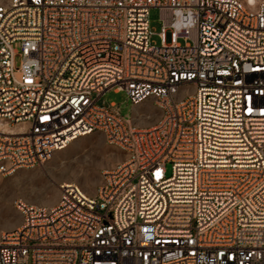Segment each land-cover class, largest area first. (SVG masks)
Masks as SVG:
<instances>
[{
	"label": "built area",
	"instance_id": "1",
	"mask_svg": "<svg viewBox=\"0 0 264 264\" xmlns=\"http://www.w3.org/2000/svg\"><path fill=\"white\" fill-rule=\"evenodd\" d=\"M95 132L122 160L15 200L0 264H264V0H0V175Z\"/></svg>",
	"mask_w": 264,
	"mask_h": 264
},
{
	"label": "rangeland",
	"instance_id": "2",
	"mask_svg": "<svg viewBox=\"0 0 264 264\" xmlns=\"http://www.w3.org/2000/svg\"><path fill=\"white\" fill-rule=\"evenodd\" d=\"M149 27L153 33L151 41L159 45L160 37L157 33L160 32V20L157 8L149 10ZM164 38L166 42L170 41L169 31ZM178 41L183 43L181 39ZM102 102L105 105L113 103L121 116L131 118L139 127L152 125L157 121L156 108L151 100L133 105L124 91L111 88L97 100V104ZM146 120L150 122L144 123ZM121 160L120 152L108 145L102 134L95 132L77 138L66 149L56 151L48 161L37 167L18 169L8 176L0 175V232L20 224V215L14 207L15 200L51 206L57 201L59 186L63 183H74L92 196L100 182L102 171ZM90 183H93L92 186ZM52 196L54 200L50 201ZM9 219H14L13 225L5 226V221Z\"/></svg>",
	"mask_w": 264,
	"mask_h": 264
},
{
	"label": "bare ground",
	"instance_id": "3",
	"mask_svg": "<svg viewBox=\"0 0 264 264\" xmlns=\"http://www.w3.org/2000/svg\"><path fill=\"white\" fill-rule=\"evenodd\" d=\"M150 122V120L148 121V120H146V121H144V123H149ZM152 122V121H151ZM73 142V141H72ZM71 142V143H72ZM68 146H66L64 149H66ZM64 149H62V150H64ZM61 151V150H60ZM84 183V182H83ZM87 183V182H86ZM89 184V183H88ZM91 184V186H92V184L93 183H90ZM88 186H90V185H88ZM54 200V196H52L51 198H50V201H53ZM13 223H14V219H9V220H7V221H5V226H12L13 225Z\"/></svg>",
	"mask_w": 264,
	"mask_h": 264
}]
</instances>
